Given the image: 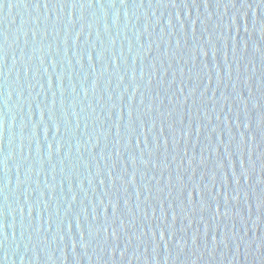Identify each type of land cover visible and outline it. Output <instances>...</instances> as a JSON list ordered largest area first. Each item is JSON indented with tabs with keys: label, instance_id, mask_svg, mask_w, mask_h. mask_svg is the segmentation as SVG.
Instances as JSON below:
<instances>
[{
	"label": "water",
	"instance_id": "obj_1",
	"mask_svg": "<svg viewBox=\"0 0 264 264\" xmlns=\"http://www.w3.org/2000/svg\"><path fill=\"white\" fill-rule=\"evenodd\" d=\"M0 264H264V0H0Z\"/></svg>",
	"mask_w": 264,
	"mask_h": 264
}]
</instances>
